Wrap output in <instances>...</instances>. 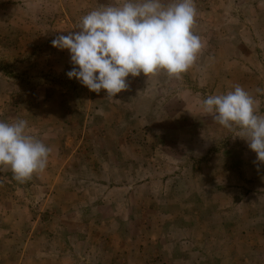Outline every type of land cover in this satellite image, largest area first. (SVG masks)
I'll return each mask as SVG.
<instances>
[{"label":"rangeland","instance_id":"obj_1","mask_svg":"<svg viewBox=\"0 0 264 264\" xmlns=\"http://www.w3.org/2000/svg\"><path fill=\"white\" fill-rule=\"evenodd\" d=\"M116 2L0 0V121L52 148L24 183L0 168V264H264V162L200 108L239 84L264 115V0H195L194 64L111 98L51 41Z\"/></svg>","mask_w":264,"mask_h":264},{"label":"clouds","instance_id":"obj_2","mask_svg":"<svg viewBox=\"0 0 264 264\" xmlns=\"http://www.w3.org/2000/svg\"><path fill=\"white\" fill-rule=\"evenodd\" d=\"M198 15L195 0H117L91 10L75 28L52 39L58 49H68L73 67L67 76L90 91L114 98L129 88L127 78L161 71L170 77L188 70L205 47L193 31ZM78 66V67H77ZM256 92L264 94V89ZM202 114L221 126L241 130L248 147L264 162V115L252 93L239 84L223 94L200 101ZM52 148L37 137L28 121H0V168L24 183L48 166Z\"/></svg>","mask_w":264,"mask_h":264}]
</instances>
